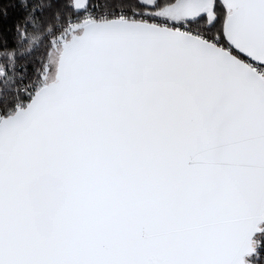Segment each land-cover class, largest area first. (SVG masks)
I'll use <instances>...</instances> for the list:
<instances>
[{
	"label": "snow or ice",
	"instance_id": "1",
	"mask_svg": "<svg viewBox=\"0 0 264 264\" xmlns=\"http://www.w3.org/2000/svg\"><path fill=\"white\" fill-rule=\"evenodd\" d=\"M0 264H264V0H0Z\"/></svg>",
	"mask_w": 264,
	"mask_h": 264
},
{
	"label": "trees",
	"instance_id": "2",
	"mask_svg": "<svg viewBox=\"0 0 264 264\" xmlns=\"http://www.w3.org/2000/svg\"><path fill=\"white\" fill-rule=\"evenodd\" d=\"M52 27L55 29L57 27L56 23H53ZM39 35V34H37Z\"/></svg>",
	"mask_w": 264,
	"mask_h": 264
}]
</instances>
